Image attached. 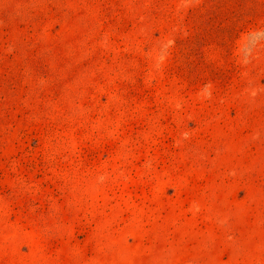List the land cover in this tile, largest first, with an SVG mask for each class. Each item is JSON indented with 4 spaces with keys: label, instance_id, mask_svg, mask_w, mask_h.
Here are the masks:
<instances>
[{
    "label": "rangeland",
    "instance_id": "rangeland-1",
    "mask_svg": "<svg viewBox=\"0 0 264 264\" xmlns=\"http://www.w3.org/2000/svg\"><path fill=\"white\" fill-rule=\"evenodd\" d=\"M0 264H264V0H0Z\"/></svg>",
    "mask_w": 264,
    "mask_h": 264
}]
</instances>
